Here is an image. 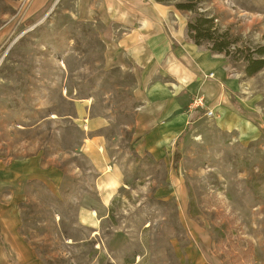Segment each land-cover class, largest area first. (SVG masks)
<instances>
[{"label": "rangeland", "instance_id": "rangeland-1", "mask_svg": "<svg viewBox=\"0 0 264 264\" xmlns=\"http://www.w3.org/2000/svg\"><path fill=\"white\" fill-rule=\"evenodd\" d=\"M30 1L0 0V210L20 199L21 234L34 253L46 264H264V135L241 144L206 123L181 141L177 169L174 155L168 169L136 157L134 78L105 66L116 33L106 20L111 1L53 0L34 18ZM137 1L162 7L186 33L195 13L176 4L212 18L231 41L221 55L236 96L264 114V68L244 73L264 48V0ZM97 137L125 181L92 220L84 209L99 207L97 173L83 144ZM31 157L61 173V184L6 185L2 163Z\"/></svg>", "mask_w": 264, "mask_h": 264}, {"label": "crops", "instance_id": "crops-1", "mask_svg": "<svg viewBox=\"0 0 264 264\" xmlns=\"http://www.w3.org/2000/svg\"><path fill=\"white\" fill-rule=\"evenodd\" d=\"M52 1L31 0L26 4L27 16L41 17ZM110 1L106 20L116 25V33L107 39L105 66L134 78L131 100L136 106L131 113L129 134L136 157L164 163L168 169L170 157L178 152L183 138L200 131L206 123L222 133L234 135L241 144L264 135V114L252 108L249 99L236 96L235 81L230 77L224 56L195 45L183 24L178 28L172 26L160 6L138 5L137 0ZM195 96L204 97L214 117H205L201 110L188 112ZM84 142L83 153L97 173L95 186L100 200L98 209H84V214L96 220L99 210L104 212L107 208L106 198H112L125 180L121 168L115 163L109 164V157L101 152L100 138ZM2 165L8 186L12 182L25 184L41 180L60 185L62 181L61 173L53 168L42 170L39 157ZM10 201L0 210V264H46L21 234L20 199ZM198 252L201 257L205 256L202 251Z\"/></svg>", "mask_w": 264, "mask_h": 264}, {"label": "trees", "instance_id": "trees-1", "mask_svg": "<svg viewBox=\"0 0 264 264\" xmlns=\"http://www.w3.org/2000/svg\"><path fill=\"white\" fill-rule=\"evenodd\" d=\"M177 10L195 13L194 17L187 23V35L190 40L197 46L206 42L209 45L208 50L214 54H223L225 57L230 55L229 48L231 41L227 38L226 33L217 34L213 27V19L207 18L202 14L196 13V9L190 2L178 3L175 5ZM257 57L246 59L244 73L252 76L264 68V48L256 51ZM178 152L174 153V169L179 160Z\"/></svg>", "mask_w": 264, "mask_h": 264}, {"label": "built area", "instance_id": "built-area-1", "mask_svg": "<svg viewBox=\"0 0 264 264\" xmlns=\"http://www.w3.org/2000/svg\"><path fill=\"white\" fill-rule=\"evenodd\" d=\"M212 75H210L209 77H211ZM204 111L203 114L205 117L207 118H212L214 117V113L212 111V109L208 108V105L205 102L204 97L202 96H195L191 103L189 104L188 107V112H193V111Z\"/></svg>", "mask_w": 264, "mask_h": 264}, {"label": "water", "instance_id": "water-1", "mask_svg": "<svg viewBox=\"0 0 264 264\" xmlns=\"http://www.w3.org/2000/svg\"><path fill=\"white\" fill-rule=\"evenodd\" d=\"M55 5H56V4H54V6H55ZM54 6H53V7H54ZM52 9H53V8H52ZM50 12H51V11H50ZM50 12L46 15V17L49 16ZM46 17H45V18H46Z\"/></svg>", "mask_w": 264, "mask_h": 264}]
</instances>
